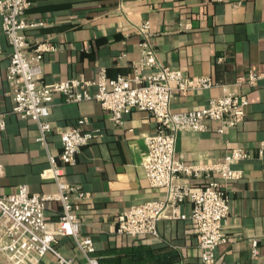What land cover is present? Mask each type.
<instances>
[{
    "label": "crops",
    "instance_id": "1",
    "mask_svg": "<svg viewBox=\"0 0 264 264\" xmlns=\"http://www.w3.org/2000/svg\"><path fill=\"white\" fill-rule=\"evenodd\" d=\"M28 19L45 21L25 29L32 45L50 39L58 45L45 52L42 83L73 77H95L105 69L110 78L132 77L133 63L141 57L140 24L151 23V43L160 61L180 68L190 77L211 76L214 86L184 94L175 91L173 111L203 108L210 99L226 91L244 93L249 105L242 123L220 134V122L210 120L208 129L179 131L177 157L189 164H211L233 148L246 149L249 158L233 167L243 176L230 182L231 210L224 225L229 242L216 249L214 264H264V0H31ZM12 48L3 38L0 54V195L16 192L27 184L35 193H57V183L48 169L51 157L59 159L61 133L86 118V130L101 136L77 152L75 165L65 167L64 180L80 186L89 197L80 203L82 232L95 241L100 264H204L196 222L189 219H161L158 235L138 238L117 233V217L134 205L160 199L163 188L151 187L143 160L147 156L145 135L157 132L158 122L147 110L133 109L122 124L95 99L65 103L57 94L47 120L53 130L47 144L37 141L38 123L13 112L7 94V67ZM251 73L263 76L255 82L241 80ZM220 174L202 172L184 176L182 183L204 185ZM46 215L56 222L60 202L48 201ZM183 211H191L184 203ZM65 256L85 264L70 236L57 238ZM257 241L258 254L253 253ZM46 254L40 264H55ZM0 264H8L0 255Z\"/></svg>",
    "mask_w": 264,
    "mask_h": 264
},
{
    "label": "built area",
    "instance_id": "2",
    "mask_svg": "<svg viewBox=\"0 0 264 264\" xmlns=\"http://www.w3.org/2000/svg\"><path fill=\"white\" fill-rule=\"evenodd\" d=\"M31 0H0V54L3 38L12 48L11 60L7 67V94L13 100V112L21 118H31L38 123L37 141L47 144L52 124L47 120L57 94L65 103L97 100L109 110L112 120L122 124L126 113L133 109L147 110L157 120V132L145 135L147 156L143 166L151 187L163 188L160 199L134 205L117 217V233L138 238L145 234L158 235L161 219H191L196 222L199 248L204 264L216 262V249L229 242L224 225L231 210V193L228 184L243 176L233 164L251 156L246 149L233 148L223 159L211 164H189L177 157L176 149L179 131H200L208 129L210 120L220 122L218 132L242 123L250 103L246 94L226 91L210 99L203 108L187 111H173L172 98L175 91L188 94L192 91L209 89L214 86L211 76H188L180 68L163 64L151 43V23L144 21L138 28L141 35V57L133 63L132 77L110 78L107 70L90 79L73 77L54 83L40 82L43 73L42 62L45 52H54L58 45L50 39L32 45L25 29L38 27L45 21H32L27 11ZM262 74L251 73L241 80L257 82ZM86 118H80L74 127L61 133L62 151L59 159L51 157L48 169L58 187L57 193H35L27 184L20 185L16 192L0 195V255L8 264H40L50 253L57 258L55 264H76L75 259L59 251L57 238L70 236L76 242L77 250L85 264H100L95 255V241L82 232L83 223L78 214L80 203L89 197L80 186H71L64 180L65 167L75 165L77 152L89 145L101 134L86 130ZM5 129V117L0 119ZM264 140L260 151L263 152ZM215 171L222 182L211 179L204 185L190 186L182 183L184 176L200 175ZM3 169L0 166V178ZM60 202L63 207L56 222L48 220L46 204ZM184 203L191 204L189 214L183 211ZM253 253L258 254L257 241Z\"/></svg>",
    "mask_w": 264,
    "mask_h": 264
}]
</instances>
